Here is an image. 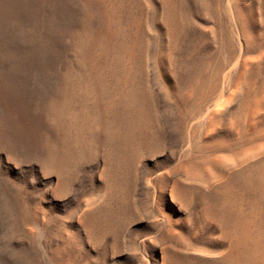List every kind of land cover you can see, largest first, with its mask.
<instances>
[{
	"label": "rangeland",
	"instance_id": "obj_1",
	"mask_svg": "<svg viewBox=\"0 0 264 264\" xmlns=\"http://www.w3.org/2000/svg\"><path fill=\"white\" fill-rule=\"evenodd\" d=\"M0 264H264V0H0Z\"/></svg>",
	"mask_w": 264,
	"mask_h": 264
}]
</instances>
